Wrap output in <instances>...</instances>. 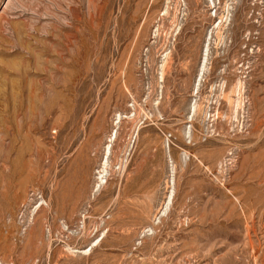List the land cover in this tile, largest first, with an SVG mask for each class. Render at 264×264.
I'll return each mask as SVG.
<instances>
[{"label": "rangeland", "instance_id": "rangeland-1", "mask_svg": "<svg viewBox=\"0 0 264 264\" xmlns=\"http://www.w3.org/2000/svg\"><path fill=\"white\" fill-rule=\"evenodd\" d=\"M0 264H264V0H0Z\"/></svg>", "mask_w": 264, "mask_h": 264}, {"label": "bare ground", "instance_id": "bare-ground-1", "mask_svg": "<svg viewBox=\"0 0 264 264\" xmlns=\"http://www.w3.org/2000/svg\"><path fill=\"white\" fill-rule=\"evenodd\" d=\"M168 12V11H167Z\"/></svg>", "mask_w": 264, "mask_h": 264}]
</instances>
